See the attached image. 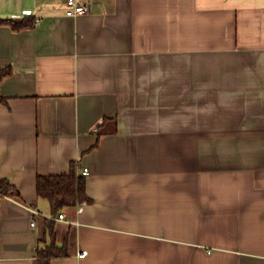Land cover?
Returning <instances> with one entry per match:
<instances>
[{
    "label": "crops",
    "instance_id": "crops-1",
    "mask_svg": "<svg viewBox=\"0 0 264 264\" xmlns=\"http://www.w3.org/2000/svg\"><path fill=\"white\" fill-rule=\"evenodd\" d=\"M79 1L0 0L35 19L0 26V264H35L36 178L72 162L51 264H264V0Z\"/></svg>",
    "mask_w": 264,
    "mask_h": 264
},
{
    "label": "trees",
    "instance_id": "trees-1",
    "mask_svg": "<svg viewBox=\"0 0 264 264\" xmlns=\"http://www.w3.org/2000/svg\"><path fill=\"white\" fill-rule=\"evenodd\" d=\"M2 25L9 26L13 31H21L25 28H33L35 19L29 17L23 19L0 18V26ZM10 74V67L0 69V81ZM2 102H5V98L0 96V103ZM79 169L78 163L72 162L65 174L36 178V195L48 202L52 217H57L64 209L91 202L86 194L85 177L78 173ZM18 195L17 190L8 181L0 180V198ZM45 226V232L39 238V245L36 249L35 264H51L53 259L66 258L69 255L68 239H64L61 246L57 245L54 221L45 219Z\"/></svg>",
    "mask_w": 264,
    "mask_h": 264
},
{
    "label": "built area",
    "instance_id": "built-area-1",
    "mask_svg": "<svg viewBox=\"0 0 264 264\" xmlns=\"http://www.w3.org/2000/svg\"><path fill=\"white\" fill-rule=\"evenodd\" d=\"M66 5V11H65V16L67 17H76L82 14H85L89 12V5L86 3H83L79 0H66L65 2ZM78 173L83 176L87 177L89 175V170L87 168H82L79 169ZM78 211H80V207L78 208ZM65 216L63 213H60L57 217H51V220H64ZM36 225L35 221H31V226L34 227ZM85 252H78L77 256L78 257H83L85 256Z\"/></svg>",
    "mask_w": 264,
    "mask_h": 264
}]
</instances>
